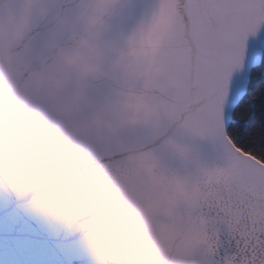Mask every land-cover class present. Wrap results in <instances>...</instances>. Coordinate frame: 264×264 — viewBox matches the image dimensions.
I'll list each match as a JSON object with an SVG mask.
<instances>
[{
    "label": "snow or ice",
    "instance_id": "6c2138e0",
    "mask_svg": "<svg viewBox=\"0 0 264 264\" xmlns=\"http://www.w3.org/2000/svg\"><path fill=\"white\" fill-rule=\"evenodd\" d=\"M0 264H264V0H0Z\"/></svg>",
    "mask_w": 264,
    "mask_h": 264
},
{
    "label": "water",
    "instance_id": "95a60500",
    "mask_svg": "<svg viewBox=\"0 0 264 264\" xmlns=\"http://www.w3.org/2000/svg\"><path fill=\"white\" fill-rule=\"evenodd\" d=\"M27 151L31 156L39 163L44 165L49 164L51 161H57L66 158L70 152L71 147L68 145H58L54 150L50 149L45 144H31L26 146ZM83 168L66 167L56 179L59 182L67 183L74 180L81 172ZM95 195V193H91Z\"/></svg>",
    "mask_w": 264,
    "mask_h": 264
}]
</instances>
